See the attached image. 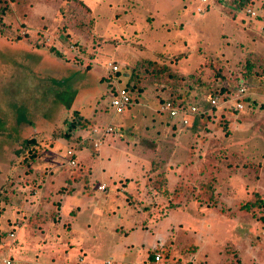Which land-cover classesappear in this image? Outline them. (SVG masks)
I'll return each mask as SVG.
<instances>
[{
  "label": "rangeland",
  "instance_id": "rangeland-1",
  "mask_svg": "<svg viewBox=\"0 0 264 264\" xmlns=\"http://www.w3.org/2000/svg\"><path fill=\"white\" fill-rule=\"evenodd\" d=\"M219 1L0 0V264H264V0Z\"/></svg>",
  "mask_w": 264,
  "mask_h": 264
},
{
  "label": "built area",
  "instance_id": "built-area-1",
  "mask_svg": "<svg viewBox=\"0 0 264 264\" xmlns=\"http://www.w3.org/2000/svg\"><path fill=\"white\" fill-rule=\"evenodd\" d=\"M214 1L213 0H200V5L198 6L199 10H203L210 6ZM248 12L251 13L252 16L256 15V11L248 8ZM111 71H117L118 65L114 64L110 67ZM249 93V89L247 84L241 82L235 92L229 93L228 97H219V95L211 96L210 99L201 105L191 104L188 103L184 104L180 101H175L174 99H167L161 103L160 111H163L168 114L170 118H176L181 123L182 126L190 125V118L189 116H193L194 118L196 115L201 114H208L212 111L215 107H227L230 106L235 110H242L244 109V102L243 98L245 95ZM133 101V95L130 92V89L127 86H117L115 91L111 97V106L115 109L116 112H123L125 107L129 106ZM98 131L97 128H95ZM113 126L107 125L105 132L113 131ZM98 144V142H96ZM75 152L73 150L68 151L69 160L68 162L72 165L76 164L74 158ZM106 188L105 184H100L99 189L104 190ZM162 253L160 251L155 253L154 262L158 263L161 261ZM6 263L11 264V261L5 259Z\"/></svg>",
  "mask_w": 264,
  "mask_h": 264
},
{
  "label": "trees",
  "instance_id": "trees-1",
  "mask_svg": "<svg viewBox=\"0 0 264 264\" xmlns=\"http://www.w3.org/2000/svg\"><path fill=\"white\" fill-rule=\"evenodd\" d=\"M217 1L220 2L219 0H217ZM222 1H223V0H221V2H222ZM225 1H229L230 3H234L235 5H237V2H238L237 0H225ZM214 2H216V0H214ZM240 2L242 3L243 0H241ZM242 4H243V3H242ZM208 7H209V6H208ZM208 7H207V8H208ZM240 83H241V82H240ZM240 83H239V84H240ZM244 83H246V82H244ZM127 88L131 89L132 87L127 86ZM234 91H235V89L232 90V92H230V93H233ZM214 95H217V93H216V92L213 93V94L211 93V96H214ZM211 96H210V97H211ZM210 97H209V98H210ZM169 98L175 100L176 97H169ZM182 102H184V100H183ZM202 115H203V114H202ZM200 116H201V115H200ZM155 253H156V251H155ZM154 256H155V254L152 255V259H153V260H154ZM159 262H160V261H159Z\"/></svg>",
  "mask_w": 264,
  "mask_h": 264
},
{
  "label": "crops",
  "instance_id": "crops-1",
  "mask_svg": "<svg viewBox=\"0 0 264 264\" xmlns=\"http://www.w3.org/2000/svg\"><path fill=\"white\" fill-rule=\"evenodd\" d=\"M199 6V5H198ZM214 111V110H213ZM212 113V111H210V113H208V114H211ZM207 114V115H208ZM213 114V113H212ZM202 117L200 116V115H196V117H195V121H197V122H200L202 119H201ZM174 125V124H173ZM176 125V124H175ZM128 178H133V177H128ZM102 184H104V183H102ZM99 187V186H98ZM101 190V189H100Z\"/></svg>",
  "mask_w": 264,
  "mask_h": 264
}]
</instances>
